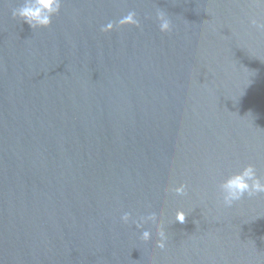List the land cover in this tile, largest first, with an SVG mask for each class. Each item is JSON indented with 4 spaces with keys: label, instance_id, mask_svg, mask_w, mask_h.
I'll return each mask as SVG.
<instances>
[{
    "label": "water",
    "instance_id": "water-1",
    "mask_svg": "<svg viewBox=\"0 0 264 264\" xmlns=\"http://www.w3.org/2000/svg\"><path fill=\"white\" fill-rule=\"evenodd\" d=\"M0 264H264V0H0Z\"/></svg>",
    "mask_w": 264,
    "mask_h": 264
}]
</instances>
